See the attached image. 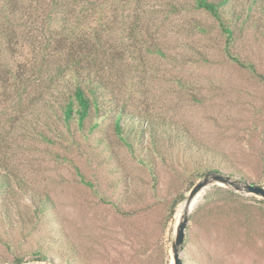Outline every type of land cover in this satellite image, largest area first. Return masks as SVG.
Listing matches in <instances>:
<instances>
[{
    "label": "rangeland",
    "instance_id": "1",
    "mask_svg": "<svg viewBox=\"0 0 264 264\" xmlns=\"http://www.w3.org/2000/svg\"><path fill=\"white\" fill-rule=\"evenodd\" d=\"M194 1L0 0V37L15 36L22 60L31 55L30 45L43 44L51 32L62 28L108 30L111 33L103 40L125 48L126 85L116 89L118 103L125 102L134 117H164L185 126L216 153L213 163L220 167L219 173L264 186V0H226L221 5L222 19L232 30L229 43L218 21L196 8ZM130 27L137 31L134 40L126 35ZM133 41L135 46L128 47ZM14 114L0 105V174L10 173L14 189L0 206V264H112L118 252L130 247L123 233L127 219L100 196L122 210L138 211L131 227L139 230L145 218L139 209L153 201L148 168L116 139L110 119L102 121L88 139L75 133L69 147L65 136L57 137L45 130L42 119L35 120L42 117L40 111L30 113L25 107L24 117L15 122ZM56 124L65 131L60 121ZM40 130L53 135L54 142L42 140L36 133ZM112 169L119 172L116 177ZM172 170L160 164L157 172V185L166 200L185 193L165 229L169 264L189 190L206 174L186 190L188 170L174 175ZM80 174L98 193L83 183ZM215 186L234 191L210 184L192 199L187 241L179 252L181 264H264L263 253L251 248L252 233L253 245L264 243V211L250 213V227L244 228L240 212L238 222L231 221L237 228L222 226L217 232L206 227L209 202L223 196ZM31 193L47 194L52 200V223L46 230L33 224ZM161 206L164 217L168 202ZM72 247L78 250L76 258ZM36 249L46 258L35 259ZM17 258L22 262L16 263Z\"/></svg>",
    "mask_w": 264,
    "mask_h": 264
},
{
    "label": "trees",
    "instance_id": "2",
    "mask_svg": "<svg viewBox=\"0 0 264 264\" xmlns=\"http://www.w3.org/2000/svg\"><path fill=\"white\" fill-rule=\"evenodd\" d=\"M194 2L196 8L207 11L218 21L229 43L232 30L224 23L221 15V5L225 4L226 0H220L218 3L211 0ZM110 33L102 29L80 32L62 28L55 33L51 32L43 44L30 45L28 50L31 55L23 57L22 60L19 59L22 47L13 41L15 36L8 33L1 35L0 38L6 40L0 41V105L15 112L14 122L24 117L22 109L25 107L30 113L40 111L42 117L39 115L35 120L42 119L41 124L46 127L45 130L57 137L65 136L69 147L76 138L75 133L78 132L88 139L102 121L110 119L116 139L133 158H137L148 168L153 179L150 187L153 201L139 209L140 212H145L139 230H132L131 227V220L138 217V211L122 210L112 201L100 196L103 202L109 203L114 211L127 219L123 233L126 234L130 247L118 252L119 256L112 264H169V254L164 242L165 229L175 206L185 198V193L182 190L167 200L162 196L157 185L159 165L171 167L173 175L180 173V169L182 174L188 170L190 183L186 190L202 173L219 172L221 169L213 163L216 153L197 140L185 126L164 117L152 118L142 114L134 117L129 113L125 102L118 103L116 92L126 85L125 72L122 70L125 48L123 45L120 46L122 49L112 46L109 39L103 40L104 36ZM136 33L137 31L130 27L126 35L134 40V37L137 38ZM51 39L53 42H50ZM127 46H135L134 41ZM177 82L180 83L179 80ZM51 117L55 120L50 121ZM56 121L63 124L64 132L58 129ZM129 121L136 125L129 124ZM45 130L36 133L42 140L53 143V135L50 137ZM69 147L64 146V149L69 150ZM111 171L115 177L119 173L115 169ZM10 178L9 172L3 171L0 174V206L7 203V199L14 193ZM81 179L98 193L90 180H85L82 175ZM16 183L19 184L20 181ZM215 188V191H219L223 196L209 202L212 205L206 219L208 230L212 228L218 232L222 226L229 230L237 228L231 221L234 219L238 222L239 212V215H244V228L250 227V213L253 214L256 210L264 211L262 199L244 196L220 186ZM31 196L33 224L35 228L46 230V225L52 223V200L47 194L41 196L31 193ZM166 201L168 208L163 217L160 215V208ZM187 235L185 232L182 248L186 245ZM252 236L253 233L251 248H256L264 255V243L253 245L255 241ZM247 237L248 233L245 232V238ZM71 251L76 258L78 250L72 247ZM33 254L38 260L46 258L40 249L33 251ZM105 259L111 261L108 257ZM15 262L21 263L22 258H17Z\"/></svg>",
    "mask_w": 264,
    "mask_h": 264
},
{
    "label": "water",
    "instance_id": "3",
    "mask_svg": "<svg viewBox=\"0 0 264 264\" xmlns=\"http://www.w3.org/2000/svg\"><path fill=\"white\" fill-rule=\"evenodd\" d=\"M210 184H218L227 187H231L235 192H243L252 194L260 197L264 200V186L246 181L241 182L240 180L232 179L228 175H224L219 172L206 173L201 179H199L189 190L186 198L185 211L182 215V219L178 221L175 228V235L171 242V257L172 261L170 264H181L179 252L182 248V243L185 234V228L187 223V209L192 199L206 186Z\"/></svg>",
    "mask_w": 264,
    "mask_h": 264
}]
</instances>
